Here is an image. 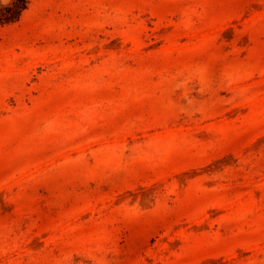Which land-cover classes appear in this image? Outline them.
<instances>
[{"label":"rangeland","instance_id":"374dc122","mask_svg":"<svg viewBox=\"0 0 264 264\" xmlns=\"http://www.w3.org/2000/svg\"><path fill=\"white\" fill-rule=\"evenodd\" d=\"M0 264H264V0L0 24Z\"/></svg>","mask_w":264,"mask_h":264},{"label":"trees","instance_id":"16d2710c","mask_svg":"<svg viewBox=\"0 0 264 264\" xmlns=\"http://www.w3.org/2000/svg\"><path fill=\"white\" fill-rule=\"evenodd\" d=\"M29 0H8L0 2V24L14 22L27 8Z\"/></svg>","mask_w":264,"mask_h":264}]
</instances>
